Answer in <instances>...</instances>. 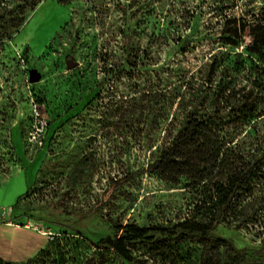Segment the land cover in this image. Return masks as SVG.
<instances>
[{
	"label": "rangeland",
	"instance_id": "374dc122",
	"mask_svg": "<svg viewBox=\"0 0 264 264\" xmlns=\"http://www.w3.org/2000/svg\"><path fill=\"white\" fill-rule=\"evenodd\" d=\"M234 20L264 29V0H43L3 39L0 236L18 246L0 245V253L23 255L42 245L41 254L16 264H124L95 245L120 237L118 227L126 224L171 231L187 219L197 198L185 180L175 185L132 175L154 159L151 146L163 137L158 128L171 120L179 128L184 109L171 102L178 93L188 110L214 59H227L222 65L228 69L215 74L214 85L238 77L237 86L248 89L254 79L264 80L263 64L247 62L238 76L230 72L237 59L227 57L229 52L246 57L252 43L245 29L238 46L229 48ZM70 59L77 63L71 70ZM31 71L40 75L38 83H29ZM213 90L205 110L218 127L231 131L235 102L224 101L223 94L216 99ZM135 103L143 108L128 111ZM256 103L264 109V92ZM256 124L264 134V120ZM125 177L130 179L122 185ZM259 197V210L246 228L220 225L212 233L246 254L219 243H184L161 253L144 242L131 247V264H264V249L257 252L264 236V193Z\"/></svg>",
	"mask_w": 264,
	"mask_h": 264
},
{
	"label": "trees",
	"instance_id": "16d2710c",
	"mask_svg": "<svg viewBox=\"0 0 264 264\" xmlns=\"http://www.w3.org/2000/svg\"><path fill=\"white\" fill-rule=\"evenodd\" d=\"M43 0H0V44L3 39L9 38L24 23L27 16ZM67 4L71 0H55ZM235 27L227 31L229 48L238 46L245 29L249 30L252 43L245 50L246 57L240 53L229 52L231 58L237 59L230 71L235 75L245 71L246 64L255 68L264 65V29L260 25H251L249 21L234 20ZM126 38L124 53L126 57L131 54L129 35ZM185 46L180 50L186 53ZM240 58V59H238ZM227 59H214L209 65L210 71L204 80L203 90L193 95L189 109L183 102V97L175 95L171 106L184 109V120L176 129L171 120L164 129L161 143L153 145L154 159L146 168L132 175L157 176L163 181L178 184L185 180V189L194 194L197 200L187 219L177 223L170 230L148 229L135 224H126L118 227L121 236L115 240L107 239L95 245V248L112 252L124 264L133 262L131 247L134 244L150 243L153 252L164 253L166 250L184 243L213 244L219 243L227 246L237 254H246L238 251L232 242L223 241L213 236V232L220 225L233 226L234 229L246 228L257 212L255 207L264 193V134H261L257 122L264 120V109H259L256 101L258 95L264 92V80L260 83L253 80L250 87L239 88L238 77L229 79L228 83L221 85V81L214 85L216 73H223L227 66L222 65ZM187 87V84L184 85ZM214 88L213 97L223 94L226 98H233L236 110L230 108L236 117V128L224 131L216 125L214 117L205 110V100L208 91ZM210 89V90H209ZM156 94H159L156 93ZM163 94V93H162ZM217 95V96H216ZM177 100V102H175ZM143 108L140 103L130 105L128 111ZM161 109L157 115L163 117ZM242 136V137H241ZM241 137V139H236ZM164 139H166L165 142ZM137 174V175H136ZM130 177H125V185ZM257 203V204H256ZM255 207V208H254ZM250 211V213H249ZM150 233L162 234L158 240ZM264 236L258 253L263 252ZM43 251L40 250L38 255ZM0 264H13L0 259Z\"/></svg>",
	"mask_w": 264,
	"mask_h": 264
},
{
	"label": "crops",
	"instance_id": "0c3cea01",
	"mask_svg": "<svg viewBox=\"0 0 264 264\" xmlns=\"http://www.w3.org/2000/svg\"><path fill=\"white\" fill-rule=\"evenodd\" d=\"M5 228H15V229H19L18 227L16 226H13V225H10V224H2ZM25 230V229H24ZM0 245H4V247H17L18 246V243L12 239H9L7 237L4 236H0ZM33 247H30V248H27L25 250H28V252L23 255H19L17 253H12V254H7L4 255L0 253V259L5 261V262H9V263H13V264H16V263H23V262H26L28 260H30L32 257H34L36 254H38V252L40 250H42L44 247L40 248L42 245H40L39 247L38 246H35V245H32Z\"/></svg>",
	"mask_w": 264,
	"mask_h": 264
},
{
	"label": "water",
	"instance_id": "95a60500",
	"mask_svg": "<svg viewBox=\"0 0 264 264\" xmlns=\"http://www.w3.org/2000/svg\"><path fill=\"white\" fill-rule=\"evenodd\" d=\"M77 66V63H75L72 59L67 61V68L69 70L75 68ZM40 81V75L36 73L35 71H31L29 75V83L34 84L38 83Z\"/></svg>",
	"mask_w": 264,
	"mask_h": 264
},
{
	"label": "built area",
	"instance_id": "2783aa9c",
	"mask_svg": "<svg viewBox=\"0 0 264 264\" xmlns=\"http://www.w3.org/2000/svg\"><path fill=\"white\" fill-rule=\"evenodd\" d=\"M40 145H41V143H40Z\"/></svg>",
	"mask_w": 264,
	"mask_h": 264
}]
</instances>
